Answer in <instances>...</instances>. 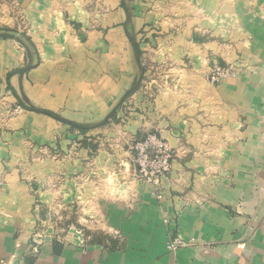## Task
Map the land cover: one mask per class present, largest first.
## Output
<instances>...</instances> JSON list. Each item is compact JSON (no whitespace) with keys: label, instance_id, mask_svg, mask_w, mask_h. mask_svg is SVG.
Listing matches in <instances>:
<instances>
[{"label":"crops","instance_id":"crops-1","mask_svg":"<svg viewBox=\"0 0 264 264\" xmlns=\"http://www.w3.org/2000/svg\"><path fill=\"white\" fill-rule=\"evenodd\" d=\"M210 1L215 9L198 25V33L210 39L191 46L190 34L184 33L176 39V58L172 51L168 56L177 59L180 66L175 69L188 83L181 80L177 88L162 85L156 92L148 87L135 89L131 99L135 112L123 126L125 141L146 131L166 140L173 150L161 197L141 180L122 181L126 196L95 197L97 180H84L80 203L83 209L94 203L101 206V225L113 233L111 244L93 242L89 235L79 241L72 227L64 238L55 237L54 211L74 205L75 169L60 161L27 164L19 144L14 149L16 158L7 161L9 151L0 147V264H19L21 258L33 264H264V195L250 194V180L244 177V170H249L245 156L253 140H259L255 149L264 154V0ZM105 2L96 16L77 0L64 6L59 0L22 3L24 9L37 12L27 35L34 44L36 63L27 74L32 56L21 38L2 34L0 40L1 75L15 102L21 96L14 81L23 73L24 94L37 106L36 115L67 125L104 123L114 113L118 119L123 115L121 103L142 71L136 49L142 52L147 46L151 33L142 32L152 26L153 18L132 17L127 0ZM78 28L86 30L82 39L76 35ZM70 55L78 59L71 62ZM216 60L230 65L236 74L210 84L205 74ZM56 61L70 67L64 65L61 71ZM58 72L77 77L73 82L64 78L62 86L54 79L44 84L45 75ZM18 126L14 135L23 140L24 119ZM227 138L241 140L234 146L227 144V157L233 159L224 168L241 171V177L231 182L200 179L203 172L212 170L203 154ZM122 143L117 145L119 150H124ZM101 154L99 166L116 169L115 159L108 152ZM234 161L240 163L233 166ZM258 166L264 170V165ZM238 203L243 214L235 218L232 210ZM247 217L253 221L252 233L246 228ZM171 234L217 244L204 251L195 245L170 252ZM34 235L41 237L36 252L31 248ZM240 238L243 243L237 246Z\"/></svg>","mask_w":264,"mask_h":264},{"label":"rangeland","instance_id":"rangeland-1","mask_svg":"<svg viewBox=\"0 0 264 264\" xmlns=\"http://www.w3.org/2000/svg\"><path fill=\"white\" fill-rule=\"evenodd\" d=\"M28 1L29 0H0V40H3L1 38L2 34H7L9 36L18 35L19 38H21L27 52L32 56L27 63L25 74L30 70V65L36 63L34 44L32 45L27 35L32 29V23L35 22L34 17L37 12L27 8L24 9L23 4H27ZM69 1L76 2V0H59L60 4L63 6L65 2ZM127 1L130 3L128 4V8L131 10L132 17H148L149 20L153 18V24L152 26H148L146 31L142 32H150L151 35L146 42L147 46L143 49L144 51L141 52L138 48L136 49L139 58H141L139 59V64H143L141 65V76L139 77L138 83L132 87L127 94V98L121 103L120 108L123 109V115H121L119 119L115 116L116 113H114L115 115H111L104 123L83 121L73 122L67 125V123L65 124L57 119L50 120L49 118L36 115L33 112L37 111L35 109L37 106L24 94L22 87L24 78L23 73H20L19 77L14 81V85L16 86L15 89L21 96L20 101L15 102L13 100L12 90L7 87L8 82H6L4 76L1 75L4 70L3 64L0 63V147L9 151L7 153V161L16 158L17 155L14 149L18 148L20 145L25 150L27 164L33 165L34 163L40 162L60 161L64 164V167L67 166L69 168V166H71L75 169L72 174V178L75 181L74 205L70 209L65 207L59 209V207H57V211H54L55 219L52 223L56 224V228L54 229L58 230L55 237L59 236L60 238H64L67 236L69 228L72 227L74 231L82 230L86 236H91L90 240L93 242L107 241L111 244L113 233L107 232L103 225H101L104 221L102 217L99 216L101 213V208H99L100 205L94 203L89 209H83L80 203L82 194L85 193L82 190L84 186L83 181L92 179L97 180L96 187H94L97 190H94L93 195L95 197L100 195V197L104 198L106 195L111 197L119 194L126 196L128 193L127 187L124 186L122 181L126 182L131 180L136 182L137 180H141L134 172L133 146L138 140H141L151 132L142 131L137 138L133 136L132 139L125 141L126 131L123 126L127 123L125 122L127 120L126 117L129 116L130 118V114L135 112V107L132 105L134 101L131 100L132 96L137 90L146 89L147 87L150 89L152 88L153 91L156 92L162 85L168 86L167 88H177L181 80L185 81V77L181 76L183 73H179L177 70L180 66L176 62L177 59H173L176 58L174 55L177 52L176 39L179 36H182L184 33L190 34L191 46L203 44L210 39L208 34L203 33L204 35H201V32L198 33V25L201 19L205 17L206 20L208 19L211 12L210 9H215L214 1L212 2V7L210 0L201 1V4L199 2L200 0H143L142 3L140 0ZM77 3L90 9V12H94V16L98 13L101 14L103 12L102 7L106 4L105 0H77ZM200 10L203 12L200 13ZM63 15L64 21L68 23V16L64 13ZM76 35L82 39L80 36H85L86 30L83 31L78 28ZM171 51L173 58L168 57L171 56ZM69 57L71 62L78 59L77 56L75 59L71 55ZM61 61H56L55 64L59 70L63 71L64 65L70 63L65 64ZM60 62L62 64H58ZM133 63L134 61L132 60V64ZM214 63L225 66L216 60V62L211 64L209 72ZM189 65L192 68V65ZM181 67H183V65H181ZM209 72L205 74L206 82L216 84L217 82H211ZM45 76L47 77V80L44 81L45 85H48L50 80L54 79L57 80L60 86H62L64 78L73 82L77 77L64 74L63 72H58L57 74L53 73V75L48 73V75ZM179 76L181 77L178 80ZM185 82L188 83L187 81ZM31 83H33L32 80ZM23 119L25 121V126L20 130H23L25 138L21 140L18 139L17 135L15 136L14 133L18 131L19 120ZM112 123H114L115 126H113ZM98 129L103 132L106 130L107 132L103 133L100 131L99 133H92L93 130ZM240 140L241 139L238 138L219 139L217 147L207 155L203 154V157H206V161H209V164L211 163L212 170L203 172V177H200V179L206 180L205 178H207L209 181L211 177L213 181L217 178L218 182H226L227 180L231 182L239 179L241 177V171L233 167L225 170L224 167L226 164L230 166L233 159L232 156L229 158L227 157V144H232L234 146L237 142H240ZM119 142L125 144V146L123 145L124 150H119V148H117ZM252 142L251 149L249 148V156H245L246 161L249 163V170H244V173H246L244 177L250 180V194L258 193L264 195V170L258 166V164L264 165V154L258 153L255 149L258 147L259 140L255 139ZM85 150L87 151L85 152ZM122 151H127L128 153L126 152L124 156H122ZM103 152H108V154L115 159L112 163L116 165V169L112 171L103 170L99 166L101 161L98 158L101 157V153ZM129 158H131L130 163ZM232 163L233 166H235L240 162L234 161ZM29 168L30 167H28V169ZM119 182H121L120 185H118ZM88 189L89 188H87V194H91L92 192L90 191V193ZM155 196L157 197V194H155ZM232 212L235 218L241 216L243 214L241 203L234 205ZM83 217L86 220L83 219ZM252 222V218L247 217L245 224L246 228L248 231H251V233L254 229ZM74 237L79 241L83 239V237L81 240L77 236ZM40 239V236L34 235L32 243H34V240L39 241ZM243 240V238L237 240V246L241 245ZM216 244L215 242L208 243L194 237L184 239L180 236L171 234L168 236L167 249L170 252H175L181 248L199 245L202 251H204L207 249H215ZM238 249V255H241L240 247H238Z\"/></svg>","mask_w":264,"mask_h":264},{"label":"built area","instance_id":"built-area-1","mask_svg":"<svg viewBox=\"0 0 264 264\" xmlns=\"http://www.w3.org/2000/svg\"><path fill=\"white\" fill-rule=\"evenodd\" d=\"M211 82H218L222 78L234 76L235 70L231 66H221L214 63L209 72ZM133 164L135 175L144 183L149 184L157 197H161V182L169 173L173 161V150L168 142L155 133H148L133 146ZM81 241H85L86 236L82 230H77ZM39 241L34 240L32 251H37ZM3 263V262H2ZM19 264H33L26 258H21Z\"/></svg>","mask_w":264,"mask_h":264},{"label":"water","instance_id":"water-1","mask_svg":"<svg viewBox=\"0 0 264 264\" xmlns=\"http://www.w3.org/2000/svg\"><path fill=\"white\" fill-rule=\"evenodd\" d=\"M8 35L4 34V37H7Z\"/></svg>","mask_w":264,"mask_h":264}]
</instances>
